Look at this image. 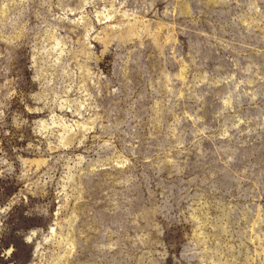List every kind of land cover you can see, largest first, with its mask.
<instances>
[{
    "label": "rangeland",
    "instance_id": "obj_1",
    "mask_svg": "<svg viewBox=\"0 0 264 264\" xmlns=\"http://www.w3.org/2000/svg\"><path fill=\"white\" fill-rule=\"evenodd\" d=\"M0 264H264V0H0Z\"/></svg>",
    "mask_w": 264,
    "mask_h": 264
},
{
    "label": "water",
    "instance_id": "obj_2",
    "mask_svg": "<svg viewBox=\"0 0 264 264\" xmlns=\"http://www.w3.org/2000/svg\"><path fill=\"white\" fill-rule=\"evenodd\" d=\"M33 236H34V235H33ZM33 236H32V235L27 236V237H26V242H27V243H31V242L33 241Z\"/></svg>",
    "mask_w": 264,
    "mask_h": 264
}]
</instances>
